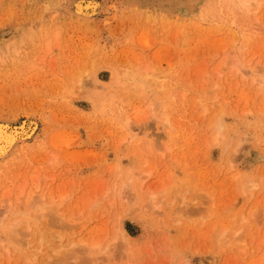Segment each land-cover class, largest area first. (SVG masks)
I'll return each instance as SVG.
<instances>
[{
    "label": "rangeland",
    "instance_id": "obj_1",
    "mask_svg": "<svg viewBox=\"0 0 264 264\" xmlns=\"http://www.w3.org/2000/svg\"><path fill=\"white\" fill-rule=\"evenodd\" d=\"M0 131V264H264V0H0Z\"/></svg>",
    "mask_w": 264,
    "mask_h": 264
},
{
    "label": "bare ground",
    "instance_id": "obj_2",
    "mask_svg": "<svg viewBox=\"0 0 264 264\" xmlns=\"http://www.w3.org/2000/svg\"><path fill=\"white\" fill-rule=\"evenodd\" d=\"M91 6H92V4H88V5L85 7V9H88V8H90ZM254 28H255V27H254ZM251 30H252V29H251ZM93 68H95V66H94ZM244 68H246V67H244ZM93 70H94V69H93ZM93 70H92V72H93ZM97 70H98V69H97ZM92 72H91V74H92ZM239 72H240V70H239ZM237 73H238V72H237ZM255 73H256V71H254V74H255ZM257 73H258V72H257ZM249 74H250V73H249ZM252 74H253V72H252ZM90 76H91V78H90V79H91V80H90V84L93 83V84H95V86H96V84H97L98 81H99V79H98V77H97L98 75H97V74H95V75L92 74V75H90ZM88 77H89V75H88ZM255 81H256V80H255ZM96 87H98V86H96ZM91 88H93V85H92ZM97 90H99V88H97L96 91H97ZM92 91H93V90H92ZM99 92H100V91H99ZM99 92H98V93H99ZM103 92H104V91H103ZM93 93H94V92H93ZM96 94H97V92H96ZM102 94H103V93H102ZM93 95L95 96V94H93ZM99 97H100V96H99ZM95 100H96V99H95ZM167 121H168V120H167ZM212 122H213V120H212ZM32 123H33V122H32ZM32 126H33L32 124H29V123H28V127H29V128H27V130L30 131L31 128H32ZM221 126H222L221 123H219L218 127L220 128ZM214 130H215V129H214ZM22 131H24V130L22 129ZM22 131H21V134H24V133H22ZM0 132H1V131H0ZM1 133H2V132H1ZM16 136H17V133H16V132H15L14 134L12 133L11 135L8 136V137L10 138V140H11V142L9 141L10 144H11L13 141H15V139H17ZM3 139H4V138H3ZM218 142H219V141H218ZM0 145H1V142H0ZM4 145H5V144H4ZM4 145H3V146H4ZM6 145H7V144H6ZM5 147H6V146H5ZM5 147L0 146V153H1V152H2V153H3V152H6L5 149H4ZM9 147H10V145H9ZM6 148H7V147H6ZM8 149H9V148H8ZM8 149H6V150H8ZM25 175H26V174H25ZM22 180H23V179H22ZM25 180H26V179H25ZM27 181H28V180H27ZM33 181H34V180H33ZM24 184H25V183H24ZM18 186H19V185H18ZM26 186H27V185H26ZM26 186H24V188H23V187L18 188V190H19V189H22V191H24V192L27 194V191H25ZM19 187H20V186H19ZM34 188H36V187H34ZM6 189L9 190L10 188L6 187ZM4 190H5V189H4ZM7 190H5V191H7ZM34 190H35V189H34ZM60 192H61V191H60ZM20 193H21V191H20ZM20 193H19V191H18V193H17V197L24 195L23 192H22V194H20ZM93 193H94V192H93ZM157 193H158V192H157ZM5 194H6V192H5ZM7 194H8V193H7ZM18 194H19V195H18ZM32 194H33V193H32ZM32 194H30L31 196L29 195V196H27V197H29V198L32 197V198H33ZM5 196H6V195H5ZM15 197H16V196H15ZM4 198H5V197H4ZM8 198H10V197H7V199H8ZM20 198H21V197H20ZM34 198H35V197H34ZM14 199H15V198H14ZM3 200H5V199H3ZM9 200H10V199H9ZM9 200H8V203H9ZM28 200L31 201V200H33V199H28ZM41 200H43V199H41ZM20 201H22V199H19V198H18V201H17V202L20 203ZM33 202H34V201H33ZM43 202H44V201H43ZM43 202H42V203H43ZM25 203H26V202H25ZM34 203H35V202H34ZM34 203H33V204L31 203V204H32L31 207H30L31 211L33 210V209H32V206L34 207ZM42 203H40V204H41V207H39V205H40L39 203H38L39 205H37V203H36V205H37L39 208H38L36 205H35V206H36V208H38V210L41 209V210H40L41 213L44 211V214H43V215H46V214H45V213H46L45 210H46L47 208H46V206H44L45 208L42 209L43 205H45V204H42ZM20 204H21V203H20ZM20 204H19V205H20ZM165 204H166V203H165ZM9 205H10V203H9ZM25 205H26V204H25ZM28 205L30 206V202H29ZM49 205H50V204H49ZM49 205H48V206H49ZM29 206H28V207H29ZM51 206H52V205H51ZM53 206H54V205H53ZM11 207H12V206H11ZM8 208H9V207H8ZM8 208H7V211L9 210V212H10V210L13 209V208H11V209L9 208V209H8ZM50 208H52V207H50ZM50 208H49V209H50ZM14 209H15V208H14ZM49 209H47V210H49ZM34 210H35V209H34ZM47 210H46V211H47ZM50 210H51V209H50ZM14 211H15V210H12L11 212H14ZM17 211H18V210H17ZM28 211H29V210H28ZM26 212H27V211H26ZM34 212H35V211H34ZM12 214H17V213H16V211H15V213H12ZM23 214H24V213H23ZM23 214H22V215H23ZM36 215H37V213H36ZM26 216H28V215H25V217H26ZM35 217H36V216H35ZM37 217H38V219H39V214L37 215ZM16 218H17V217H16ZM31 219H32V218H31ZM33 219H34V218H33ZM18 220H20V219H18ZM24 220L26 221L27 218L24 219ZM25 221H22V222L25 223ZM12 222H14V220H13ZM15 222H16V221H15ZM26 222H27V221H26ZM19 223H21V221H20ZM19 223H17V224H19ZM28 225H29V224H28ZM32 226H33V224H32ZM29 228H30V227H29ZM25 231H26V230H25ZM223 234H224V233H223ZM44 237H45V236H44ZM24 239H25V238H24ZM44 239H45V238H44ZM24 241H25V240H24ZM58 241H59V240H58ZM51 243H52V242H51ZM29 244H30V243H29ZM18 246H19V245H18ZM61 247H62V246H61ZM28 249H29V248H28ZM32 249H33V248H32ZM37 250H39V249L37 248ZM24 252H26V250H25ZM39 252H40V251H39ZM31 253H32V252H31ZM55 254H56V253H55ZM25 255H27V254H25ZM31 255H32V254H31ZM29 256H30V255H29ZM59 257H60V256H59ZM51 258H52V257H51ZM62 259H63V258H62Z\"/></svg>",
    "mask_w": 264,
    "mask_h": 264
}]
</instances>
